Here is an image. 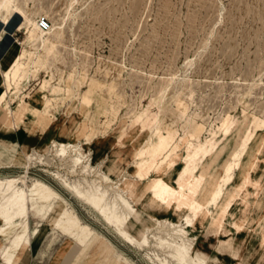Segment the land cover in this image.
Listing matches in <instances>:
<instances>
[{
	"label": "rangeland",
	"instance_id": "rangeland-1",
	"mask_svg": "<svg viewBox=\"0 0 264 264\" xmlns=\"http://www.w3.org/2000/svg\"><path fill=\"white\" fill-rule=\"evenodd\" d=\"M15 7L30 22L45 18L53 31L45 37L51 48L38 51L16 30L18 16L0 24V56L13 42L18 51L11 54L25 67L7 94V100L17 94L10 110L23 98L39 111L35 120L28 116L23 136L11 137L22 145L21 165L0 169V180L16 179L28 167L26 186L36 180L50 185L132 264L164 259L156 240L137 249L122 218L86 206L54 178L65 172L54 154L70 156L76 170L103 177L102 185H110L128 209L167 224L168 242L192 244L204 264H264V0H15ZM24 78L29 81L20 90ZM2 122L0 114V141L8 139ZM150 139L155 162L149 169L145 156L135 168L137 151ZM191 161L194 177L202 180L196 214L187 208L177 216L165 204L151 209L134 202L145 194L144 170L150 179L157 170L167 174L163 180L175 187ZM247 173L257 189H240ZM228 202L232 207L218 230L212 223ZM39 224L35 237L33 223L0 232V245L13 228L31 236L26 259L25 251H15L9 264H70L67 241ZM106 259L87 255L75 264Z\"/></svg>",
	"mask_w": 264,
	"mask_h": 264
},
{
	"label": "bare ground",
	"instance_id": "bare-ground-1",
	"mask_svg": "<svg viewBox=\"0 0 264 264\" xmlns=\"http://www.w3.org/2000/svg\"><path fill=\"white\" fill-rule=\"evenodd\" d=\"M14 15L20 19L16 24V30L24 31L26 47L33 45L37 47L38 51H47L51 48V44H48L45 38L53 31L50 25L46 30H40L36 23L25 19L24 14L15 7V0H0L1 26L7 24ZM3 33L4 29L0 28V39ZM13 50L18 51V47L12 42L8 45L6 52L0 56V79L2 82V88L0 89V114H2L3 120L2 130L8 136L7 140L0 141V169L6 168L11 164L21 165L20 158L23 156L20 148L22 145L16 141H11V137L16 135L18 131H20L22 136L24 135L21 129L23 130L24 128L25 131L24 125L28 121V116H31L33 120L39 116V111L30 109L29 105L23 101V98H19L14 111L10 110V105L14 104L17 94L13 93L14 99L11 100H7V94L16 89L17 81L21 73L25 71L24 64L19 60L17 54H11ZM28 81V78L22 80L20 90H23ZM155 136L156 134H153L152 138ZM32 152L33 149H31L30 153ZM155 152L156 143L150 139L145 146V150L137 151L136 158L139 161H135V168L141 163V158L146 156L150 158V169L155 162L153 156ZM54 157H58L57 161L62 162L60 165L65 170L63 173L58 171L54 173V178L66 187L67 192L73 193L86 206L88 205L95 211L107 210L110 211L111 216L118 217V219L122 218L124 220V229L130 238L129 240L137 249L144 250V246L150 243L148 241L149 238L156 240L153 245L156 251L163 253L164 256V259L156 256L157 264H204L201 259L202 255L193 251L191 248L192 244L184 243L182 246H176L168 242L167 239L171 236L167 224H154L152 217H145L139 209H128L125 203L118 199L115 193L110 191V185H102L103 177L91 178L89 171L85 167H82L79 171L76 170L73 165L74 158L70 156L65 157L56 153ZM94 161H96L95 157ZM193 166V161L185 166L182 173L178 175L179 179L176 181L175 187L165 182L163 178L167 174L158 170L155 173V179H150L148 176L149 169L147 168L141 173L142 177L146 179L142 186L145 194L142 198L134 199V202L140 204L145 201L151 209H160L163 207L162 204H165L166 206L163 208L168 210L172 207L177 216L182 214L187 208L192 209L194 214H196L193 204L196 203V197L202 188V180L194 177L192 173ZM25 170V174L18 178L16 177V179L0 180V190L4 194V197L0 196V220L4 222L0 227V232H5L11 227H17L18 225L26 229L30 223H33L36 228L32 235L35 237L39 232L37 226L40 225V222H43L49 225L53 233L63 237L69 244L65 261L70 264H75L79 259L87 255L93 258L102 254H106L107 264H132L128 258L118 252L116 253L115 248L101 234L95 232L90 226L83 224L65 199L49 187L50 185L48 186L36 180L34 183L32 182V185L26 186L28 167H25ZM247 185L258 188L256 184L251 183L248 173L240 189H244ZM231 207L232 203L228 202L221 208L212 223L214 228L218 230L223 228ZM127 215L128 221L126 222ZM145 222H148L150 226L146 227L144 225ZM128 226L134 231V236L128 230ZM13 229L6 234L8 239L0 245V260L4 259L7 264L11 262L13 257V254H9L15 251H25V260L31 245V236L27 232L17 233ZM261 233V244L264 246V227ZM6 243L10 246H4ZM218 244H226V242L219 241ZM32 247H34V243ZM114 254L116 255L113 256ZM68 258L70 260H67Z\"/></svg>",
	"mask_w": 264,
	"mask_h": 264
},
{
	"label": "built area",
	"instance_id": "built-area-1",
	"mask_svg": "<svg viewBox=\"0 0 264 264\" xmlns=\"http://www.w3.org/2000/svg\"><path fill=\"white\" fill-rule=\"evenodd\" d=\"M36 25L40 30H46L49 26V23L45 18L40 17L38 18Z\"/></svg>",
	"mask_w": 264,
	"mask_h": 264
},
{
	"label": "crops",
	"instance_id": "crops-1",
	"mask_svg": "<svg viewBox=\"0 0 264 264\" xmlns=\"http://www.w3.org/2000/svg\"><path fill=\"white\" fill-rule=\"evenodd\" d=\"M99 159V158H98Z\"/></svg>",
	"mask_w": 264,
	"mask_h": 264
}]
</instances>
